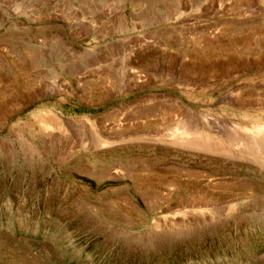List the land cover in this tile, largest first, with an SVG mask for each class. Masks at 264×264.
<instances>
[{"label":"rangeland","instance_id":"374dc122","mask_svg":"<svg viewBox=\"0 0 264 264\" xmlns=\"http://www.w3.org/2000/svg\"><path fill=\"white\" fill-rule=\"evenodd\" d=\"M0 264H264V0H0Z\"/></svg>","mask_w":264,"mask_h":264}]
</instances>
